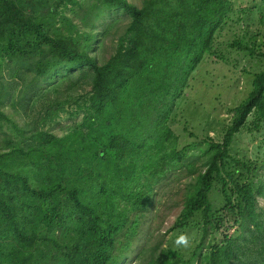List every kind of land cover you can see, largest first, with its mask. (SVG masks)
Returning a JSON list of instances; mask_svg holds the SVG:
<instances>
[{"label":"trees","instance_id":"16d2710c","mask_svg":"<svg viewBox=\"0 0 264 264\" xmlns=\"http://www.w3.org/2000/svg\"><path fill=\"white\" fill-rule=\"evenodd\" d=\"M99 1L132 17L105 64L78 39L49 32L54 7L79 0H58L55 6L51 0H0V53L18 60L47 53L49 59L34 65L40 76L64 63L93 70L90 107L72 144L39 133L35 148L0 152V184H6L0 189V264H120L119 237L125 231L133 237L141 224L131 215L151 205L155 185L168 171L191 169L176 149L167 112L212 55L217 31L235 10L233 0H145L143 6ZM253 75V89L235 108L223 141H210L207 168L198 170L173 225L185 230L202 224V242L190 259L165 247L151 250L146 264H252L250 258L264 264V217L258 210L264 183L255 189L227 171L230 162L246 166L230 156V146L249 116L264 122V69ZM162 76L176 85L164 89ZM5 119L0 111V125ZM216 180L226 200L219 210L210 200ZM198 216L202 220L195 223ZM231 225L240 226L238 236L228 234ZM209 233H222V240L201 252Z\"/></svg>","mask_w":264,"mask_h":264},{"label":"rangeland","instance_id":"374dc122","mask_svg":"<svg viewBox=\"0 0 264 264\" xmlns=\"http://www.w3.org/2000/svg\"><path fill=\"white\" fill-rule=\"evenodd\" d=\"M128 1L143 6L145 0ZM51 3L55 6L58 0H51ZM233 3L234 12L216 33L212 55L189 76L183 96L175 102L174 109L167 112V125L177 136L176 149L185 154V162L191 169L168 171L155 185L151 205L131 215L130 219H141V224L133 237L127 231L119 237L120 264H146L151 250L160 251L165 247L181 250L190 259L202 242V224H193L185 230H175L173 225L181 214L198 170L207 168L210 141H223L235 108L253 89V73L264 69V0H233ZM131 21L129 13L108 9L99 0H79L76 5L54 7L49 32L78 39L80 46H87L89 55L99 64H105L117 53L119 41ZM249 48L255 51V56L246 50ZM42 57L49 59L50 55L35 52L27 60H18L0 53V111L7 116L0 125V152L35 148L40 144L39 133L59 138L61 145L72 144V134L82 130L90 107L93 70L87 65L70 67L64 63L40 76L34 65ZM160 79L164 89L175 82L168 76ZM55 104L59 105L57 111L52 110ZM43 154L47 155L48 151ZM230 156L246 165L228 163L227 171L235 180L251 183L255 189L264 183V122L255 113L236 134ZM29 177L33 182L35 177L31 174ZM5 185L2 182L0 189ZM222 187L221 182L214 181L210 200L215 210L225 205ZM258 210L264 217L263 197H258ZM201 220L198 216L194 221ZM240 233L239 225H231L228 230L233 237ZM181 234L191 236L190 247L176 245ZM222 237V233L206 235L201 252L220 242ZM241 259L247 260V257ZM250 259L254 264L255 260ZM234 264L243 262L235 261Z\"/></svg>","mask_w":264,"mask_h":264},{"label":"clouds","instance_id":"9594fccd","mask_svg":"<svg viewBox=\"0 0 264 264\" xmlns=\"http://www.w3.org/2000/svg\"><path fill=\"white\" fill-rule=\"evenodd\" d=\"M175 243L179 247L188 248L191 246L192 238L188 234H181L177 237Z\"/></svg>","mask_w":264,"mask_h":264}]
</instances>
